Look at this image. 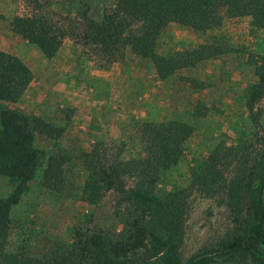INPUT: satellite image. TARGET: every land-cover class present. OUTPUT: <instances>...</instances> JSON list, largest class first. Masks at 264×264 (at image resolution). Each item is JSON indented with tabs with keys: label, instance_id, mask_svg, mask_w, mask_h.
<instances>
[{
	"label": "rangeland",
	"instance_id": "1",
	"mask_svg": "<svg viewBox=\"0 0 264 264\" xmlns=\"http://www.w3.org/2000/svg\"><path fill=\"white\" fill-rule=\"evenodd\" d=\"M116 2L0 0V49L19 56L33 71L24 94L13 102L0 99V110L17 109L64 128L59 137L37 134L35 140V146L47 153L45 158L62 160L64 188L58 191L43 184L44 165L25 183L19 203L11 208V251L40 255L52 242L73 241L79 227L119 234L126 204L120 203L116 189L106 191L98 202L86 199V158L95 154L115 165L126 184L133 185L139 162L146 157L141 135L145 121L180 120L193 126L182 157L162 175L160 188L188 187L218 144L236 146L242 158L243 143L249 142L253 127L244 94L256 80L257 62L264 58V28L255 27L250 16H226L222 25L208 31L171 22L158 39L160 54L206 43L222 51L163 78L151 59L138 57L130 46L107 51L86 38L89 20H101ZM18 15L42 17L63 34L52 58L13 29ZM257 108L264 127V94ZM232 165L242 164L233 160ZM16 184L0 175V197L10 195ZM236 224L224 197L194 189L180 249L182 263L220 246L236 231ZM211 264H264V244L254 254L223 256Z\"/></svg>",
	"mask_w": 264,
	"mask_h": 264
},
{
	"label": "trees",
	"instance_id": "2",
	"mask_svg": "<svg viewBox=\"0 0 264 264\" xmlns=\"http://www.w3.org/2000/svg\"><path fill=\"white\" fill-rule=\"evenodd\" d=\"M226 16H250L255 27L264 28V0H117L101 20H89L86 38L107 51L130 46L138 57L151 59L157 73L164 78L222 51L217 45L206 43L196 49L162 55L157 44L164 27L175 22L208 31L222 25ZM45 22L42 17L18 15L12 27L52 58L63 34ZM255 75V82L248 85L244 94L253 131L249 142L243 143L242 158L239 148L220 143L188 187L160 188L162 175L182 157L193 126L180 120L145 121L141 135L146 157L139 162L133 185L126 184L124 174L115 165H107L95 154L86 158V199L95 203L106 191L116 189L120 203L126 204L122 231L119 234L97 228L83 231L79 227L73 241L52 242L40 255L10 250V213L12 206L19 203L25 183L43 165V184L58 191L64 188L62 160L53 156L45 158L47 153L35 146L37 134L59 137L64 128L37 115L2 108L0 175L16 180L17 184L10 195L0 197V264H211L219 257L247 256L261 249L264 127L257 105L264 94V58L257 62ZM32 80L33 71L28 64L0 49L1 100L16 101ZM233 160H240L242 165L233 167ZM194 189L224 197L235 215L236 231L220 246L196 253L182 263L180 249Z\"/></svg>",
	"mask_w": 264,
	"mask_h": 264
}]
</instances>
